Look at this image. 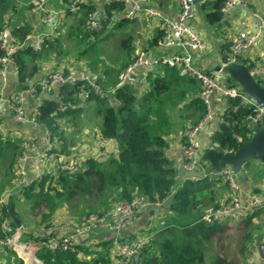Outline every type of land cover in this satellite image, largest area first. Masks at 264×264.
Wrapping results in <instances>:
<instances>
[{"label": "trees", "instance_id": "trees-1", "mask_svg": "<svg viewBox=\"0 0 264 264\" xmlns=\"http://www.w3.org/2000/svg\"><path fill=\"white\" fill-rule=\"evenodd\" d=\"M224 1L205 0L200 5L209 23H216L221 19L220 8ZM16 8L15 0H0V29L3 24H7L12 36L20 43L26 34L33 31V26L30 21L17 24L10 22L12 18L8 14L14 17L17 13ZM26 9L29 10V5L28 8L24 7L19 11L25 13ZM93 10L99 14L101 28L87 31L82 27V23L86 14ZM122 10L123 6L118 3L104 6L84 4L77 13L71 15L70 18H75V21L68 22L65 36L76 40V47L78 50L81 49L78 55H84L88 51L95 52L94 42L105 30L107 32H104L103 37L114 34L113 29L109 30L110 25L112 28L122 26L131 28L134 21L121 17L116 19ZM120 32L122 36L119 48L125 57L121 67L112 69L106 66L96 75L88 70L95 82L103 87L101 95H94L87 84L60 85L55 91L45 94L46 96L38 95L39 105L36 114V120L50 129L52 139L56 143V151L68 156L75 153L70 151L73 144L65 143L67 137L61 122L64 119L73 121L89 105L99 119L96 125L97 133L102 138L115 140L117 153L115 155L110 153L100 160L89 158L75 172L58 170L42 174L18 193H9L12 211L23 229L25 223L23 213L16 210L19 197L28 204V211L24 210V215L38 217L40 222H46L45 226L54 222L50 219L60 206H71L72 211L83 216L102 212L116 202L129 201L134 196L150 202L157 198L161 205L155 208L156 224L150 228L149 233L152 232V235L142 248L140 264H204V242L213 235L217 236V228L221 224L205 223L201 220L207 206H217L209 205L214 200V191L211 188L213 179L208 180L207 176L202 179H184L179 185L177 170L166 154L168 141L165 138V135L179 127V122L173 116L181 115L183 110L192 109L187 115L195 116L192 125L203 117L205 106L197 96L199 84L194 78L179 76L177 69L165 66L160 74L151 77L145 92H137L128 86L115 87L119 70L132 60L135 53L133 34L123 32V29ZM157 37L158 32L153 33L151 44H154ZM61 44L60 35L54 40L47 41L38 51L32 50L29 46L18 49L15 56L18 70L13 80L17 88L27 86L30 80L42 75L45 60H49L51 55L62 50ZM2 54L3 51L0 49V55ZM229 57L231 56L226 53L223 60L227 62ZM238 58L240 60V57ZM241 60L247 64V60ZM90 63L96 67L98 63H103V59L99 55H94ZM225 82L236 85L228 77H225ZM83 91H89L88 98H81L80 94ZM237 101L238 98H227V103ZM61 107H65L64 110H60ZM249 113L250 109L247 106L239 107L235 112L226 108L223 120L231 127L232 134L215 130L210 136V141L226 151L238 149L240 146L238 138L246 141L252 133L248 126ZM23 141L20 138H11L7 134H0V170L4 171L0 179V211L1 217L8 219L12 232L16 227L8 217L6 204L1 199L8 193L6 187L14 178L13 164ZM222 157L219 151L209 147L202 152V159L207 166L216 165ZM150 211L154 212L153 209ZM1 220L2 218L0 237L4 238L10 233L1 231ZM249 220L250 216L246 222L249 223ZM36 230L37 228L27 227L25 233H21L20 240L38 241L40 235L38 231L34 232ZM250 238L251 232L242 235V251ZM97 246L98 249L86 252L88 257L66 251L51 252L44 247L36 251V256L43 264H112L111 240H100ZM4 250L8 255H15L8 247H4ZM12 264L24 263L21 258L15 257ZM213 264L233 263L224 257H217Z\"/></svg>", "mask_w": 264, "mask_h": 264}, {"label": "built area", "instance_id": "built-area-1", "mask_svg": "<svg viewBox=\"0 0 264 264\" xmlns=\"http://www.w3.org/2000/svg\"><path fill=\"white\" fill-rule=\"evenodd\" d=\"M113 3L123 6L122 12L116 19L121 17L131 21H144L148 23L149 28H152L151 35L158 32V37L152 44L153 49L148 48L145 42L135 44L132 60L119 70L115 87L128 86L137 92H145L151 77L160 74L165 66L177 69L179 76L192 77L199 84L197 96L204 104L205 112L203 117L190 125L185 132L181 145V166L185 170H205L207 166L202 159L198 133L201 130H208L212 134L216 130L217 121L212 104L214 96L225 100L238 98L236 103L226 102V108L235 112L239 107L247 106L250 109L247 119L251 130L264 126L262 103H257L252 97L244 94L238 85L227 84L220 72L207 70L197 61L204 49V41L193 25L196 0H178L179 7L175 19L151 5L149 0H67L66 2L28 0V13L33 18V31L26 34L19 43L12 36L7 24H3L0 29V49L3 51L0 55V119L3 114L2 107L5 105L18 128L29 126L38 130L37 135H30L24 139L15 157L13 189L16 192L27 187L44 173H54L58 170L75 172L89 158L100 160L110 153L114 155L117 153L116 141L102 138L98 133L94 136L92 148L86 152L66 156L56 151V143L52 139L50 129L36 120L39 101L30 104V100L36 99L38 95L49 94L60 85L66 84H87L94 95H101L104 91L103 87L95 82L88 70L49 69L30 80L25 87L17 88L15 81L12 82L11 87L8 84L10 76L15 75L18 70L15 62L18 49L29 46L34 51L41 50L47 41L63 34L67 27L66 18L77 13L84 4L104 6ZM248 4L249 0H225L220 10L223 14H227L237 6L249 8ZM82 27L87 31L101 28L97 11L93 10L86 14ZM263 37L264 16L262 15L251 23L249 30H241L231 36L229 51L232 60L258 46ZM151 38L148 40L151 41ZM154 49L155 51H151ZM247 65L248 72L254 79L261 80L264 77V59L248 61ZM80 96L83 99L88 98L89 91H83ZM64 108L61 107L60 110ZM220 120L222 121L223 117ZM18 128L12 127V130L19 133ZM245 168L246 162L243 161L239 169L244 171ZM205 176L208 180L214 178L226 183L231 195L219 206H207L201 220L205 223H222L239 218L240 183L236 170L226 165L220 171ZM160 205L161 201L157 198L150 202L145 198L134 196L129 201L116 202L102 212L89 213L78 219L64 218L54 221L37 232L40 235L38 241H28L26 245L35 250L44 247L51 252L66 251L82 256L88 254L86 253L88 251L98 249L97 243L100 240H111L112 264H140L142 248L150 236L140 234L138 229L129 228L149 208H157ZM263 206L264 193L253 195L249 203L250 212L254 213ZM1 216L0 211L1 231L10 235L0 237V253L4 251V247L16 249L21 246L27 250L25 245L15 242L16 230L12 232L8 219ZM259 248L264 254V237Z\"/></svg>", "mask_w": 264, "mask_h": 264}, {"label": "crops", "instance_id": "crops-1", "mask_svg": "<svg viewBox=\"0 0 264 264\" xmlns=\"http://www.w3.org/2000/svg\"><path fill=\"white\" fill-rule=\"evenodd\" d=\"M55 1L58 2L59 0H54V2ZM204 1L205 0H198L196 2V15L193 19V25L204 41V49L202 51L201 57L197 59V61L201 65H203L207 70H213L211 65L213 59H216L221 63H225V61L223 60L224 54L228 53L230 55L229 43L231 36L241 30H249L251 23L256 18L262 15L264 16V0H249V8H246L244 6H237L227 14L222 13L221 19L216 23H209L206 20L205 11H202L200 9V5ZM149 2L154 7L159 8L165 15L170 16L173 19L176 18L179 7L178 0H149ZM16 6L17 13L14 15V17L12 14H8V16L12 18V21L10 20V22L14 24L22 23L23 21L33 22V18L30 17L28 13V9L25 10V13L19 11V8L21 10L22 8L24 9V7H28V0H16ZM151 31L152 28L148 27L142 34V36L144 35V42L146 44L147 40L152 36L150 33ZM147 47L153 49L152 44L151 46L147 45ZM151 51H155V49ZM241 59L247 60V62H252L254 60L261 59L263 60L264 37L260 40L258 46L248 50L246 53L241 55L240 60ZM229 60H232V58L229 57L228 61ZM43 65V72L41 70L42 73L49 70L45 69L47 68L45 64ZM10 77L11 78L8 83L10 85L9 87H11L12 85L14 75H11ZM222 77L225 80L224 75H222ZM42 96L46 95L44 94ZM35 101H39V97H36V99L34 100H30V104L33 105ZM226 102L227 100H225V98H220L217 96H214L212 100L213 112L216 115L217 122L221 121L220 118L223 117L225 114ZM2 109V120L6 123L8 122V125H10L11 127L15 129L18 128L19 126H17L12 121L8 108L4 105ZM191 112L192 109H186L182 111L181 115H174L173 118L177 119V121L179 122V127L175 131L165 135V138L168 141L166 154L172 160L173 166L176 168V170L178 169V167L181 166V145L184 139L185 132L187 128L192 125L195 119V116H187ZM222 121L225 122L224 120ZM96 128L97 127H95V130ZM18 129H20L19 133L24 132V139L30 137V135H37L38 133V130L36 128H32L29 126H26V128ZM83 132L87 134L89 132V129L85 128L83 129ZM210 136L211 133H209L208 130H201L198 133V140L200 142L201 152H203L208 146V143L211 142ZM92 145L82 146L80 149H78V151L75 152V154L86 152L87 150H89V148H92ZM208 167L209 166H205V169ZM260 168L261 171H264V164H262V162H260L259 160H250L246 162V168L243 171L244 177L246 179L244 181L238 179L240 183V190L238 194L241 205L240 217L237 219L222 222L217 228L219 234L218 236L221 237L222 235H227V237H230L231 242H227L221 245L219 248H210L209 241H211L213 238L217 239V236L213 235L208 241L204 242V252H206L204 253V263L207 259L206 254H208L209 252V254L214 257L212 260H210V264H213L217 257H224L228 261H231L233 264H264V254L259 248L260 242L264 237V206L257 209L254 213H251L249 210V203L252 196L261 194L262 189L264 188V173H257V169ZM182 181L183 180L179 177L177 172L178 184L180 185ZM212 181L213 183L211 188L214 191V200L209 205L216 204L217 206H219L230 197L231 192L227 184L222 182L221 180L213 178ZM150 209H153L154 212H151ZM150 209L144 212L141 218L137 222H135L134 225H132V227H130L129 229H138L140 234L143 233L148 236H151L152 232H149L150 228H152V226L156 224L155 221L157 218V210L155 208ZM249 216L250 220L249 223H247L246 220ZM247 232H251V238L246 243V248L244 249V251H242V235L244 233L246 234ZM15 235H17L18 238L20 237V233L17 234L16 231ZM26 244L27 242H23L21 245H25V248L27 250H25L24 247L21 246L17 247L16 249L10 248L14 251L15 255H8V252L6 250L2 251L0 253V264H12L15 260V257L21 258L24 264H43L41 260L38 259L36 256L37 250L32 247H27ZM82 256L88 257L89 255L84 254Z\"/></svg>", "mask_w": 264, "mask_h": 264}, {"label": "rangeland", "instance_id": "rangeland-1", "mask_svg": "<svg viewBox=\"0 0 264 264\" xmlns=\"http://www.w3.org/2000/svg\"><path fill=\"white\" fill-rule=\"evenodd\" d=\"M53 4H56V3H53ZM72 20L75 21V18L71 19L67 17L66 24H68V22H71ZM147 24H148L147 22L142 23V22L134 21L131 28H126L124 26H122V28H112V26L110 25L109 30L113 29L114 34L112 36L103 37L104 32H107V30H105L101 34L102 36H100L94 42L95 52L88 51L84 55H78V52H80L81 49L78 50V47H76L75 39L66 38L65 36V33L67 31V28H66L63 31V35H61L62 50H60L58 53L55 52L54 55H51L49 60L47 61L45 60L44 64L47 66V68L45 69L47 70L50 68L52 69L65 68L69 70L86 69V70H89L94 75H96L98 72L100 73V71L106 66L112 69H119L125 58L123 51L119 48V41H120V37L122 36L120 31L123 29V32L132 33L134 37L133 43H134V46L136 47L135 45L136 43L138 44L144 43L145 39H144V35L142 36V34L148 28ZM94 55H99V57L103 59V63H98L96 67H94L93 63H90V61L94 58ZM96 68H99V69L97 71L93 70ZM112 75L114 76V74ZM66 120L68 119L62 120L61 124L63 128H65V134L67 137L65 143H67V145L73 144L72 145L73 147L70 150L72 151V153H75L76 151H78V149L81 148L82 146H91L93 144L94 136L97 133L96 132L97 128L95 130V127L99 119L95 116L94 110L91 106L88 105L87 109L83 110V112H81L79 116H76L73 121H66ZM85 128L90 130L87 134L83 133V129ZM23 133L24 132L22 133L20 132L19 134H17L14 130H12V127L8 125V122L6 123L2 120V118L0 119V134H3V135L7 134L11 138H20L23 141L24 139ZM76 134H78V136H76ZM200 150H201V147H200ZM247 167H248V163H247ZM257 170H258L257 173L258 172L264 173V171H261V168ZM3 172H4L3 169H1L0 179H1ZM13 181H14V178L12 179L11 184L8 185L9 188L8 186L6 187L8 193H18L15 191V189H13ZM263 193H264V188L262 189L261 194ZM27 207H28V204L19 197V201L16 204V210L20 213H23L24 220H25V223L23 225L24 228L22 229V226H21L20 229L18 230L16 229V233L17 234L20 233L19 239L21 238V233L23 232L25 233V230L27 229V227L37 228V230L34 231V232H37L46 225V222L44 223L40 222V219L36 216H31L29 214L24 215V210H27ZM70 207L67 205L58 207L50 220L57 221V220H61L64 218H77V219L80 218L81 217L79 216L80 214H76L74 211L71 210ZM99 210H103V209H99ZM218 235L219 234L217 233V236ZM16 237L18 236L17 235L14 236L15 242L17 244H22L23 242ZM227 242H231L230 237H227V235L226 236L222 235L220 238H217V239L213 238L211 241H209L210 243L209 247L219 248L221 245ZM206 256L208 260L206 259V262L204 264H210V260H212L214 257H212V255L209 254V252L208 254H206Z\"/></svg>", "mask_w": 264, "mask_h": 264}, {"label": "water", "instance_id": "water-1", "mask_svg": "<svg viewBox=\"0 0 264 264\" xmlns=\"http://www.w3.org/2000/svg\"><path fill=\"white\" fill-rule=\"evenodd\" d=\"M198 0H196L197 2ZM147 45L151 46V41L147 40ZM212 69L220 72L222 75L228 77L236 85H238L244 94L252 97L257 103L264 105V77L261 80L254 79L248 72V66L238 58L221 63L216 59L211 62ZM217 130L225 133L232 134L231 127L223 121L217 122ZM251 136L248 140L243 141L240 138V146L236 150L226 151L221 149L217 144L209 142L208 146L211 149L219 151L223 157L213 166H209L205 170H185L182 166L178 167L177 172L179 177L184 179H202L206 174L211 172H218L224 166L230 165L237 172V178L244 181V173L239 169L241 162L250 160H259L264 164V126L251 130ZM9 193L4 195V202L6 204V213L11 222L17 229L21 228V223L17 216L12 211V205L9 201Z\"/></svg>", "mask_w": 264, "mask_h": 264}, {"label": "bare ground", "instance_id": "bare-ground-1", "mask_svg": "<svg viewBox=\"0 0 264 264\" xmlns=\"http://www.w3.org/2000/svg\"><path fill=\"white\" fill-rule=\"evenodd\" d=\"M28 8V7H27ZM26 16V15H25ZM31 17V16H30ZM233 128V127H232Z\"/></svg>", "mask_w": 264, "mask_h": 264}]
</instances>
